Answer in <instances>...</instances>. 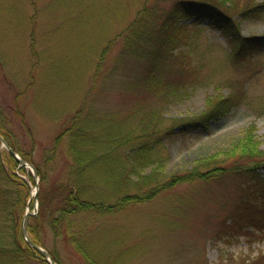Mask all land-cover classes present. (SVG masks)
I'll use <instances>...</instances> for the list:
<instances>
[{
	"label": "rangeland",
	"instance_id": "1",
	"mask_svg": "<svg viewBox=\"0 0 264 264\" xmlns=\"http://www.w3.org/2000/svg\"><path fill=\"white\" fill-rule=\"evenodd\" d=\"M173 1L159 0V10L168 8ZM255 1L264 0H237L234 11ZM152 3L153 0H0V112L7 116V125L14 129L26 153L43 169L44 149L71 125V118L85 99L94 121L107 128L113 124L115 135L125 132L133 137L129 136L132 140L109 156H115L118 163L122 160L127 169L131 168L127 150L138 143L136 135L144 128L153 135L156 129L163 131L172 125L170 134L158 132L153 137L154 142L157 139L155 155L163 159L162 164L155 163L160 176L157 191L118 213L89 222L86 232L93 243L90 246L98 247L96 253L106 258L113 253L120 255L123 264H246L253 260L264 264L263 229L246 224L243 230L251 234L225 233L235 206L244 203L251 193L233 167L249 159L220 156L223 162L219 165L231 167L219 168L220 176L214 165H198L199 156L225 149L250 127L254 139L264 148V46L246 50L240 60L234 61L230 36L204 20L191 28L196 35L187 56L198 64L200 85L170 100L148 90L142 94L138 89L129 90L127 86L132 81L144 80L148 61L145 56L122 53L123 34L138 12ZM239 27L242 35H264V15L241 20ZM182 29L185 31V27ZM108 48L103 72L93 88L98 63ZM173 59L162 60L167 66L166 77L174 73ZM105 81L108 84L103 87ZM232 83L236 91L246 84L242 105L201 128L181 127V119L194 121L204 113L206 95L226 93ZM136 100L143 106L141 112L133 110ZM123 117L125 124L121 122ZM68 140L69 134L63 136L55 160L45 170L46 182L28 168L34 179L30 181L31 196H38L41 187L50 189L66 180L73 161ZM199 168L210 177L185 178ZM150 169L147 167L145 172ZM258 173L262 181L254 184L259 193L264 190V166ZM129 175L132 181L128 189L134 192L132 183L137 176L132 172ZM103 191L109 193L105 186ZM142 191L146 193L147 188ZM256 198L251 194L253 203ZM252 205L247 204L246 219L237 216V225L244 224L248 214L253 216ZM39 209V198L30 197L25 212L34 215ZM237 225L233 226L240 227ZM53 241V234L47 232L48 247L53 246ZM55 246L65 264H89L66 237H61Z\"/></svg>",
	"mask_w": 264,
	"mask_h": 264
},
{
	"label": "trees",
	"instance_id": "2",
	"mask_svg": "<svg viewBox=\"0 0 264 264\" xmlns=\"http://www.w3.org/2000/svg\"><path fill=\"white\" fill-rule=\"evenodd\" d=\"M158 3L159 0H153L151 5L146 4L123 34L122 53L145 56L148 61L144 80L132 81V85L127 86L130 87L129 90L138 89L137 91H140L141 94L148 90L155 96H163L170 100L176 96L189 94L191 89L200 85L201 83L198 81L201 74L198 64H193V61L187 56L192 45V37L196 35V31H192L191 28L200 26V22L204 20H208L209 24L218 27L223 33L230 36L234 61L240 60L246 50L252 48L258 50L264 46V35H242L239 27L241 20L263 17L264 1L248 3L246 7L238 8L239 10L236 12L234 9L238 5L237 0H174L168 8L164 7L161 10H159ZM237 15L241 19L237 18ZM187 20L191 22H186ZM182 27H185V31ZM108 51L109 48L101 55L97 71L94 74L93 88H96L98 77L101 71L103 72L105 56ZM167 57H172L175 61V66L171 67L174 73L168 77H166L167 66L162 62ZM169 77H173V79L168 80ZM107 84L105 81L103 87H106ZM231 85V90L226 93L215 91L206 95L204 113L194 121L190 118L189 120L181 119V127L194 125V127L201 128L203 124L211 120L217 121L242 105L246 98V84L238 91H236L235 83ZM89 107L88 101L85 99L81 108L71 118V125L55 138L51 147L44 149L45 169L37 165L35 160L23 149L22 141L14 129L7 125L9 120L4 112H0V133L16 152L36 165L43 182H46L45 170L55 160L63 136L69 134L67 146L73 161L66 180L58 181L50 189L41 187L38 192L39 213L29 217L30 237L37 244L48 248L57 264H65L55 246L63 236L89 264H106L103 260L110 263L112 260V264H123L119 259L120 255L113 256V253L112 256L106 258L107 256H101L99 252L96 253L98 247L92 249L90 246L93 243L88 240L86 227L89 222H97L109 214L118 213L132 203L149 198V193L152 195L157 191L160 176L155 163L161 162L162 164L163 159L155 155L157 139L154 142L153 137L158 132H163L162 135L170 134L173 131L172 125L163 131L156 129L153 135L149 134L151 132H146L144 128L143 133L136 135L138 143L134 146L130 145L127 150V156L131 160V168L127 169L122 160L118 163L115 161V156L113 158L109 156L111 153L114 155L119 147L129 143L133 137L125 132L115 135L116 130L113 129L112 124L113 112L112 125H109L112 127L111 129V127L107 128L106 125L94 121L95 116L90 115ZM141 108L143 106L136 100L134 112L135 110L141 112ZM85 109H88V115ZM92 109L90 111H93ZM103 119L107 120L108 118ZM20 122L21 127H24V120L21 119ZM121 122L126 123L124 117ZM109 135H113L112 138H109ZM144 137L147 139L141 140ZM220 156L225 159H249L248 163L247 161L236 163L233 167L234 173L246 183L251 193L248 192L249 195L246 196L244 203H238L235 206V212H233L235 214L230 218L231 221L225 233L228 235L234 232L251 234L252 232L249 230H243L246 224H252V226L264 230V190L261 189L258 193L256 191L258 187L254 184L255 181L257 183L262 181L258 169L264 166V148H260V144L254 139L253 129L247 128L244 134L236 138L225 149L208 153L207 156H199L198 165L205 168L214 165L215 171H218L219 168L221 170L230 169L231 167L219 165L223 162L219 159ZM121 165L124 166L121 167ZM147 167H151V169L145 172ZM220 171L217 176L221 175ZM130 172L137 176L136 181L132 183L135 188L134 192H131V187L128 189V185L132 181ZM197 177L207 178L210 175L206 173V170L199 168L185 176L186 179ZM31 180H34L31 171L27 167L21 166L17 158L2 145L0 140V264H50L39 250L28 243L22 233L23 217L31 197ZM252 183L253 185H251ZM104 186L109 189V193L103 191ZM144 188H147L146 193L142 191ZM251 194L257 196L254 203L250 199ZM112 198H114L113 202L109 203L108 201ZM247 204L254 208L253 216L248 214L247 221L245 220L242 225H237L238 215L246 219L247 209L249 210ZM47 232L53 234L52 247H48ZM246 264L262 263L259 260H253Z\"/></svg>",
	"mask_w": 264,
	"mask_h": 264
},
{
	"label": "water",
	"instance_id": "3",
	"mask_svg": "<svg viewBox=\"0 0 264 264\" xmlns=\"http://www.w3.org/2000/svg\"><path fill=\"white\" fill-rule=\"evenodd\" d=\"M0 139L3 143V145L18 159L19 163L22 166L30 167L34 176L38 178V171L36 167L28 160L22 158L8 143V141L0 134ZM38 196L37 193L35 194V199L37 200ZM32 214L31 212H26L24 217H23V222H22V233L24 237L27 239L28 243L35 247L37 250H39L45 257V259L50 263V264H57L52 255L48 250H46L44 247L38 245L35 243L29 236L28 232V219L29 215Z\"/></svg>",
	"mask_w": 264,
	"mask_h": 264
}]
</instances>
